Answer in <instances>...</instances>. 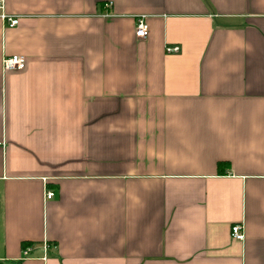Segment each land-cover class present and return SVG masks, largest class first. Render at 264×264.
Here are the masks:
<instances>
[{
    "label": "crops",
    "instance_id": "1",
    "mask_svg": "<svg viewBox=\"0 0 264 264\" xmlns=\"http://www.w3.org/2000/svg\"><path fill=\"white\" fill-rule=\"evenodd\" d=\"M0 3V261L264 264V0Z\"/></svg>",
    "mask_w": 264,
    "mask_h": 264
},
{
    "label": "built area",
    "instance_id": "2",
    "mask_svg": "<svg viewBox=\"0 0 264 264\" xmlns=\"http://www.w3.org/2000/svg\"><path fill=\"white\" fill-rule=\"evenodd\" d=\"M0 8L2 5L0 3ZM1 18L5 21H8L9 26L16 25L18 23V19L8 17L5 14H1ZM148 35V25L145 21L144 16H139L136 20V27H135V36L144 38ZM165 51L167 53H175L179 51L178 46H167L165 47ZM26 58L22 55H12V56H5L2 59V67L4 70H20L25 66ZM45 197L47 199H51L54 197V192L52 190H48L45 193ZM231 237L237 241H243L244 233H243V226L241 223H235L231 226L230 230ZM29 248L23 249V256H27L29 253Z\"/></svg>",
    "mask_w": 264,
    "mask_h": 264
},
{
    "label": "trees",
    "instance_id": "3",
    "mask_svg": "<svg viewBox=\"0 0 264 264\" xmlns=\"http://www.w3.org/2000/svg\"><path fill=\"white\" fill-rule=\"evenodd\" d=\"M225 166H226L225 162H219L217 164V167H218L219 170L223 169ZM27 245H28V243H23L24 247H26ZM0 264H6V263H4L3 261H0ZM14 264H17V263H14Z\"/></svg>",
    "mask_w": 264,
    "mask_h": 264
}]
</instances>
